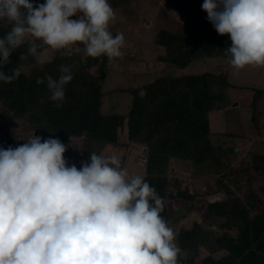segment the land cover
<instances>
[{
  "label": "trees",
  "instance_id": "trees-1",
  "mask_svg": "<svg viewBox=\"0 0 264 264\" xmlns=\"http://www.w3.org/2000/svg\"><path fill=\"white\" fill-rule=\"evenodd\" d=\"M128 1L118 0L115 4ZM168 1L183 16L184 33L160 30L154 36L153 43L165 50L160 59L165 66L183 70L202 58L226 60L225 49L231 41L227 35H218L208 22L201 8L203 0ZM30 2L42 4L45 0ZM9 30L10 25L0 27V37ZM21 49L28 52L27 40ZM81 55L57 52L48 62L29 65L28 72L18 64L15 52L10 55L0 71L11 75L17 67L21 75L11 83L0 81V148L22 144L27 138L21 133L29 128L35 136L43 139L51 136L65 145L70 139H81L82 156L89 162L90 153L100 154L102 146L103 156L116 154L120 148L124 151L120 156L122 166L129 168L130 175L143 176L162 198L161 215L168 225L178 220L177 212L179 217L187 219L197 202L203 215L212 218L225 217L228 204L240 216L235 219V236L228 233L211 236L194 220L182 225L175 231V243L181 249L178 264H264V154L250 150L242 163H231L233 157H238L237 148L216 143L209 126L210 115L231 109L229 92L237 86L230 84L228 75L165 74L144 83L115 87L112 92L127 94L130 102L124 113H106L101 90L103 78L87 69L98 64V71L104 70L107 57L87 58L84 62ZM61 65L70 68L73 79L65 86V98L57 107L49 98L48 84L50 79L59 78ZM263 95V89L253 92L250 102L253 123H257ZM15 122H21L23 128L12 129ZM228 137L231 142L236 136ZM107 146L114 149L108 152ZM65 156L68 166L75 165ZM173 163H181L182 176L191 174L194 165H209L217 174L214 186L207 193H197L178 184L176 190L183 198L182 203L171 209L168 200L174 197L170 196L167 182ZM211 196L217 198L212 200ZM200 248L208 254L197 260ZM218 252L223 255L216 257Z\"/></svg>",
  "mask_w": 264,
  "mask_h": 264
},
{
  "label": "clouds",
  "instance_id": "clouds-1",
  "mask_svg": "<svg viewBox=\"0 0 264 264\" xmlns=\"http://www.w3.org/2000/svg\"><path fill=\"white\" fill-rule=\"evenodd\" d=\"M201 8L215 32L229 37L226 62L235 73L264 67V0H203ZM115 16L109 0H0V27L11 25L0 37V67L26 40L35 58H119L125 40L110 31ZM59 71L48 84L57 107L73 79L69 67ZM20 75L17 67L0 71V81ZM68 147L32 134L0 148V264H178L163 200L145 178L130 175L116 154L92 152L79 169L68 166Z\"/></svg>",
  "mask_w": 264,
  "mask_h": 264
},
{
  "label": "rangeland",
  "instance_id": "rangeland-1",
  "mask_svg": "<svg viewBox=\"0 0 264 264\" xmlns=\"http://www.w3.org/2000/svg\"><path fill=\"white\" fill-rule=\"evenodd\" d=\"M117 1L109 0L116 13L115 20L109 27L113 36L117 33H122L124 36L125 43L121 49L122 56L111 61L107 58L104 70L98 71V64L87 69L91 74L103 78L101 90L104 93L102 101L106 106L105 112L124 113L127 110L130 97L121 92H112L115 87L144 83L155 76L165 74L175 76L204 72L225 73L229 77L230 84L237 87L230 89L229 92L232 101L231 109L210 115L209 126L213 133V139L223 146L231 145L237 148L238 157L236 159L233 157V162H231L233 164L242 163L243 160H246L248 158L246 156L247 151L250 150L264 154V95L259 104V113L256 114L257 123L251 121L250 108L254 90H264V67L248 66L240 70L239 73H235L223 58H202L192 62L183 70L174 67L168 68L160 60L165 55V50L153 43V39L160 30H168L180 35L184 33L183 16L172 8L168 0H130L116 5L115 2L117 3ZM14 52L18 64L25 72H28L29 65H32V63L36 61L44 63L53 58V55L44 53H41L39 58H35L21 48ZM23 54L25 58H21ZM81 58L84 62L86 61L82 55ZM14 127L18 131L23 128V125L21 122H15L11 128L14 129ZM29 129L26 133L22 132L21 136L28 139L33 132V129H30V131ZM230 134L236 136L231 142L228 137ZM80 141L81 139H70L68 142L69 147L65 152L66 159L77 166H81L82 163H86L88 160L87 158V160H84L82 156ZM106 149L109 152L112 151L110 149L114 148L107 146ZM117 149L116 155L119 157L124 155L122 154L124 151L122 152L120 148ZM99 150L103 153L105 147L102 146ZM110 153L105 154L109 156ZM131 155L132 153H130ZM193 169L191 174L182 176L179 174L184 170L181 163H173L170 167L167 188L171 190L170 196L174 197L168 200V206L171 209H176L182 203L183 198L180 194H177L176 190L179 188L178 184L182 183L180 187L188 186L197 193L209 192L214 186L213 182L217 174L212 167L209 165L195 167L194 165ZM195 184H198V186L196 187ZM253 188H256V185ZM257 195L260 194L257 192ZM216 198L211 196L212 200ZM225 211L227 214L225 217L212 218L203 215L200 204L197 202L187 219L179 217V212H177L178 220H174L175 224L169 226L175 233L182 225L187 226L194 220L211 236H219L222 233L235 236L237 223L235 219H239L240 216L231 204L225 205ZM207 254L206 249L200 248L196 254V259L201 260ZM222 255L218 252V255L215 256L220 257Z\"/></svg>",
  "mask_w": 264,
  "mask_h": 264
}]
</instances>
